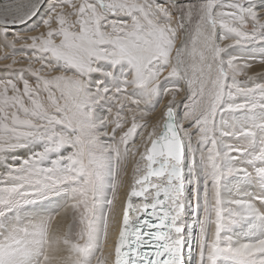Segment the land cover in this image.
I'll list each match as a JSON object with an SVG mask.
<instances>
[{"label":"snow or ice","instance_id":"1","mask_svg":"<svg viewBox=\"0 0 264 264\" xmlns=\"http://www.w3.org/2000/svg\"><path fill=\"white\" fill-rule=\"evenodd\" d=\"M0 264H264V0H0Z\"/></svg>","mask_w":264,"mask_h":264},{"label":"bare ground","instance_id":"2","mask_svg":"<svg viewBox=\"0 0 264 264\" xmlns=\"http://www.w3.org/2000/svg\"><path fill=\"white\" fill-rule=\"evenodd\" d=\"M256 71H259V69H256Z\"/></svg>","mask_w":264,"mask_h":264}]
</instances>
